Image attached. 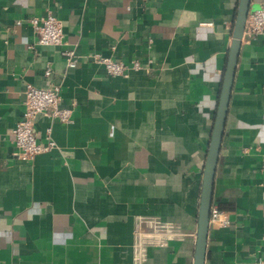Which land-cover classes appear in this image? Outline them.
Listing matches in <instances>:
<instances>
[{
    "label": "crops",
    "instance_id": "crops-1",
    "mask_svg": "<svg viewBox=\"0 0 264 264\" xmlns=\"http://www.w3.org/2000/svg\"><path fill=\"white\" fill-rule=\"evenodd\" d=\"M237 2L0 0V264H193ZM261 6L251 0L250 10ZM47 12L62 21L74 67L58 46L35 43L28 18ZM94 54L140 68L113 76ZM26 84H58L71 113L38 114L37 140L56 146L22 160L11 129ZM212 207L229 223L209 225L204 264H264L261 36L242 37Z\"/></svg>",
    "mask_w": 264,
    "mask_h": 264
},
{
    "label": "built area",
    "instance_id": "built-area-1",
    "mask_svg": "<svg viewBox=\"0 0 264 264\" xmlns=\"http://www.w3.org/2000/svg\"><path fill=\"white\" fill-rule=\"evenodd\" d=\"M36 36L35 43L39 45H53L60 48V54L65 58L68 67L76 65V55L73 49L66 46L64 40V31L60 18L47 12L43 15H34L28 18ZM21 21L17 20L16 24ZM261 36L264 38V6L251 9L245 20L243 36L253 37ZM93 58L101 63L106 72L110 75H126L131 69L140 68L136 60L130 63L112 60L109 57L94 54ZM44 74H51L50 66H47ZM60 87L58 84H51L46 87H37L32 84H26L24 89V110L21 118L11 129L12 135V155L22 160L34 158L37 154L50 150L55 147V142L48 138L45 142H39L35 136L33 125L38 114H49L51 117L62 121L70 118V108L60 107ZM229 223L227 215L216 207H211L209 225L226 226ZM153 230L160 231L163 225L160 222L150 224ZM144 228L137 229V234L141 235Z\"/></svg>",
    "mask_w": 264,
    "mask_h": 264
},
{
    "label": "water",
    "instance_id": "water-1",
    "mask_svg": "<svg viewBox=\"0 0 264 264\" xmlns=\"http://www.w3.org/2000/svg\"><path fill=\"white\" fill-rule=\"evenodd\" d=\"M251 8V0H238L232 26V40L228 49L213 125L203 164L199 203L196 216V235L193 264H204L209 217L212 207V189L219 157L227 108L241 46L244 24Z\"/></svg>",
    "mask_w": 264,
    "mask_h": 264
}]
</instances>
